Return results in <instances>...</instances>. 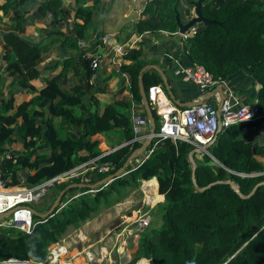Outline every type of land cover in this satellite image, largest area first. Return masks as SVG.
<instances>
[{"label": "trees", "instance_id": "16d2710c", "mask_svg": "<svg viewBox=\"0 0 264 264\" xmlns=\"http://www.w3.org/2000/svg\"><path fill=\"white\" fill-rule=\"evenodd\" d=\"M194 1L146 0L133 30L138 34L176 31L175 14L180 17L184 9L190 19ZM99 5L100 0H73L70 19L62 0H0V10L12 20V29L3 35L1 67L19 87L7 96L0 93V167L6 186L35 185L105 151L99 162L110 161L114 172L140 146L141 139L131 141L135 136L131 118L118 106L132 100L145 114L138 87L145 64L144 42L125 47L122 63L117 65V73L129 78L128 97L115 91L101 106L100 97L106 95L117 73L93 77ZM33 9L47 16L40 31L44 41L39 43L19 35ZM200 9L209 21L194 25L195 31L182 37L188 58L221 80L248 67L257 85L259 109L251 120L221 127L208 153L194 152L195 180L206 187L198 190L193 184L188 152L194 144L153 137L149 156L138 163L130 161L121 175L103 187L45 216L33 213L29 230L0 226V263H49L50 244L68 228L79 227L103 207L121 200L144 179L145 183L157 182V192L163 195L160 224L152 228L153 234L139 233L130 264H264V182L246 197L226 182L235 181L240 192L247 194L264 181V0H203ZM65 20L69 26L62 29ZM53 46L61 58L48 66L61 68L36 88L31 80L39 75L37 64ZM141 77L146 95L149 86H163L154 68H145ZM19 92L29 97L18 100ZM16 142L21 149L13 147ZM85 176L94 183L105 174L89 169ZM78 180L54 181L49 205L35 210L47 211L57 193Z\"/></svg>", "mask_w": 264, "mask_h": 264}, {"label": "crops", "instance_id": "0c3cea01", "mask_svg": "<svg viewBox=\"0 0 264 264\" xmlns=\"http://www.w3.org/2000/svg\"><path fill=\"white\" fill-rule=\"evenodd\" d=\"M145 1L146 0H100L99 9L96 12L97 31L95 33V39H98V42L93 50L95 56H97V70L93 77L98 79L109 73H117L118 64L116 61L120 60L122 63V55L118 56L114 54L112 49L113 44H122L128 47L136 41L142 40L144 42V52L142 55L144 63H156L163 69L177 101H196L204 97L205 101L218 106L220 93L216 89V85L206 91H200L194 84L183 78L181 68L189 65L191 61L183 48L182 34L177 30L147 31L140 34L134 32V21L141 15V10L143 9ZM62 3L68 17L72 19L73 0H62ZM183 11L185 10L183 9ZM183 11L180 14V18L182 22H186V12ZM46 22L47 16L33 9L26 20L25 29L20 32L19 35L31 43L43 42L44 37L40 31L46 26ZM198 24L200 23L195 25L199 26ZM68 26L69 21L65 20L62 29ZM11 29L12 20L0 10V93H3L4 96L9 95L10 91H15L19 88L16 82H12L13 76L8 74L7 71L1 67L3 63L1 57L4 42L3 35ZM104 36H107V38H104ZM57 58H61V55L57 53V46L51 47L43 54L37 64L39 75L31 80V83L36 88L44 86L46 77L60 70V65L56 67L48 66L50 61ZM223 81L224 83L221 85L223 95L226 94V86H230L234 93H240V95H242L241 97L243 100L255 103L257 85L248 67L234 71ZM66 84L68 85L67 82ZM128 85L129 78L123 73H117L110 81L106 89V95L100 97L101 104L105 105L107 101L111 99L112 93L115 91H118L121 96L128 97ZM28 97V94L22 92H19L16 96L18 100L27 99ZM118 109L130 118L137 117L138 121L136 123L139 125L142 133L149 131L151 127L150 123L142 117L144 115L142 111L134 107L132 100H129L125 106H118ZM155 189L157 192V182ZM159 196L160 198L163 197L162 194H159Z\"/></svg>", "mask_w": 264, "mask_h": 264}, {"label": "built area", "instance_id": "2783aa9c", "mask_svg": "<svg viewBox=\"0 0 264 264\" xmlns=\"http://www.w3.org/2000/svg\"><path fill=\"white\" fill-rule=\"evenodd\" d=\"M189 31L193 32L195 28L192 27ZM182 35L186 36V34ZM104 38H107V36H104ZM124 48L125 46L122 44L115 43L112 45L114 54L118 56L123 54ZM116 62L117 64L121 63L120 60ZM96 65L97 62L93 60V66ZM181 74L186 81L194 84L200 91H206L215 85H223L224 83L221 79L213 78L211 73L200 63H190L183 66ZM225 91L226 94L219 106L204 101L182 107L170 99L161 84L149 86L147 93L148 102L152 111L158 117L153 137H170L190 142L194 146H200V144L207 143L212 138L219 124L223 127L233 122L248 121L255 118L259 111L256 103L243 100L242 95L234 93L230 86H226ZM133 120L135 136L131 141L142 140L147 133L141 132L139 125L136 123L138 121L137 117H134ZM151 150L152 148L147 147L142 154L132 160V163L141 162L149 156ZM106 152H102L79 165L32 186H6L0 167V195H3L1 194L3 192L11 194L10 200L3 198L0 201V214L13 208L10 214L0 219V226L29 230L32 222L31 203L42 196L45 193L46 187L53 185L54 181L79 177V180L76 182L89 183L88 178L85 176V172L89 169H95L96 173L105 174V176L112 173L111 171L114 169V166L110 161L99 162V158ZM107 183L108 181L94 187L68 189L59 201L56 209L62 208L68 201L84 193L96 191ZM142 224L146 225L147 220L143 219Z\"/></svg>", "mask_w": 264, "mask_h": 264}, {"label": "rangeland", "instance_id": "374dc122", "mask_svg": "<svg viewBox=\"0 0 264 264\" xmlns=\"http://www.w3.org/2000/svg\"><path fill=\"white\" fill-rule=\"evenodd\" d=\"M131 120L133 122V118ZM13 147L18 150L22 145L17 142ZM145 181L141 180L121 200L103 207L79 227L68 228L57 242L50 244L47 264H130L137 250L139 233L153 234L152 228L160 224L159 203L163 197L156 192V185ZM54 193L52 185L46 187L45 193L31 203L32 207L46 209ZM7 196L3 195L0 201L11 199ZM143 219L147 220L146 225L142 224Z\"/></svg>", "mask_w": 264, "mask_h": 264}, {"label": "water", "instance_id": "95a60500", "mask_svg": "<svg viewBox=\"0 0 264 264\" xmlns=\"http://www.w3.org/2000/svg\"><path fill=\"white\" fill-rule=\"evenodd\" d=\"M203 0H196L193 2V5H194V16H192L190 19H188L186 22H182L180 17H179V14L176 13L175 14V20H176V23H177V31L180 33V34H186L192 27H194L195 24L197 23H202V24H205L207 23L209 20L206 19L205 17H203L202 13H201V2ZM154 68L156 69L161 77H162V80H163V87L167 93V95L170 97V99H172L177 105L179 106H186V105H190V104H196V103H202L205 101V98H201V99H198L196 101H193V100H189V101H177L175 99V95L173 94L172 92V89L169 85V82H168V79L163 71V69L156 63H145L143 65V67L140 69V73H139V76H138V87H139V92H140V95H141V99H142V105L144 107V110H145V114L142 116L143 118H145V120L147 122L150 123V129L149 131L147 132V135L143 138L141 144L139 147L135 148L131 153L130 155L127 157V159L125 160V162L123 163V165L121 167H119L116 171L100 178L98 181L94 182V183H84V182H71L69 184H67L64 188H62L58 193L57 195L55 196L54 200L52 201L49 209L43 213H40L38 211L35 210L34 207H30L31 208V211H32V214H39L40 216H45L49 213H53L56 208H57V205L59 203V201L61 200L63 194L68 190V189H71V188H76V187H94L96 185H99V184H102V183H105V182H109L111 181L113 178L121 175L125 169H126V166L128 165V163H130V161H132L133 159H135L137 156H139L140 154H142L146 148L149 146V144L151 143L152 141V137H153V134L154 132L156 131V127H157V121L155 120V116L153 115V112H152V108L148 102V98H147V95L145 93V90H144V87H143V83H142V77H141V72L145 69V68ZM216 89L219 91L220 93V101H219V104L218 106L220 105L224 95H223V90H222V87L221 85H216ZM221 128V125L219 124L218 125V128L215 132V134L212 136V138L207 142V143H204V144H200V146L198 145H195L189 152H188V159L189 161L191 162L192 164V180H193V184H194V187L198 190H203L206 186H199L195 180V177H194V171H195V167H196V162L194 160V157H193V154L194 152H204V153H208L207 151V147L209 146V144L211 142H213V140L215 139V136H216V133L220 130ZM227 183L230 184V186L233 188V190L235 192H237L240 196L242 197H246V196H249L250 194H252L254 192V190L257 188V186L260 184V183H263L264 181L262 182H258L256 183L252 189L249 191V193L247 194H243L240 192L237 184L235 181L233 180H227L226 181ZM208 186V185H207ZM13 208L11 209H8L6 210L4 213H1L0 214V219L4 218L5 216H7L8 214H10L12 212ZM12 262H15V261H7V262H4V263H0V264H7V263H12ZM22 263V262H20ZM23 264H26V263H23ZM33 264H39V263H33Z\"/></svg>", "mask_w": 264, "mask_h": 264}, {"label": "bare ground", "instance_id": "6f19581e", "mask_svg": "<svg viewBox=\"0 0 264 264\" xmlns=\"http://www.w3.org/2000/svg\"><path fill=\"white\" fill-rule=\"evenodd\" d=\"M1 194H3V195H9V196H7L8 198H10L11 197V194H6V193H1ZM3 195H0V198L3 196ZM10 200V199H9Z\"/></svg>", "mask_w": 264, "mask_h": 264}]
</instances>
